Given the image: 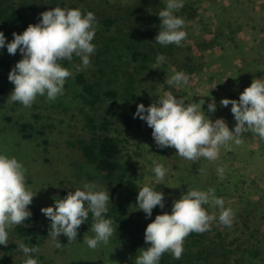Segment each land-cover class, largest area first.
Wrapping results in <instances>:
<instances>
[{
	"label": "rangeland",
	"instance_id": "1",
	"mask_svg": "<svg viewBox=\"0 0 264 264\" xmlns=\"http://www.w3.org/2000/svg\"><path fill=\"white\" fill-rule=\"evenodd\" d=\"M31 5V18L34 23L39 22V8L62 7L63 4H76L82 13L89 7L95 10L96 15L105 13L118 22L114 30L121 39H127V35L133 29L135 17L140 18L143 24L153 28L151 9L160 11L166 6V0H34ZM149 5L144 7L145 4ZM34 5H37L33 9ZM143 7L146 14L138 12ZM133 14L134 16H130ZM129 13V14H127ZM158 14V12H157ZM175 15L184 19L183 29L186 37L178 45L176 66L171 67V72L181 71L183 66L185 73L189 74L187 86H170L167 83L158 82L156 77L141 73L138 76L136 90L128 102H121L125 111H135L137 103H143L146 107L162 96L165 92H171L178 98H183L185 103L199 102L202 110L210 119L224 118L231 129L235 124L230 112L231 105L222 106V98L237 99L239 93L248 86L252 79H264V0H184V5ZM143 19V20H142ZM95 26H102L95 17ZM147 26V25H146ZM6 30L0 26V31ZM138 30L139 29L138 27ZM159 30L154 32V36ZM6 43L10 41L12 33L9 32ZM154 41L153 39L151 40ZM119 43V42H118ZM122 44L116 45L119 51ZM0 56L6 58L11 66L22 58L19 50L15 54H9L5 48H0ZM113 52L111 56L101 63L107 68V77L116 80L118 88L121 80L125 79L123 68ZM168 65L175 62L173 59L165 60ZM164 62V67L167 63ZM79 60L62 61V66L71 71V76L66 78L64 92L54 101H48L45 96L38 95L30 107L23 106L19 102L8 100L13 89L12 83H5V95L0 103V153L14 156L22 162L25 168L26 185L33 191H37L32 202L27 207H42L53 204V198L60 197L64 191H74L84 183H95L103 186L101 176H98L92 167L81 160L78 151L71 148L68 142H74L78 135L83 134L84 114L103 115L109 105V101L103 103L97 111L84 106L79 97V88L75 85V74L78 72L75 65ZM181 63V64H180ZM179 64V65H178ZM185 64H189L185 65ZM178 65V66H177ZM185 65V66H184ZM110 70V71H109ZM112 70V71H111ZM109 71V72H108ZM172 74V73H171ZM167 79V78H165ZM163 80V79H161ZM160 80V81H161ZM4 83V82H2ZM138 94V95H137ZM121 100V99H120ZM216 105L215 111H207V103ZM134 108V110H132ZM38 115L39 118H35ZM116 117L119 118V112ZM31 122L34 127L43 130L45 135H36L33 139H25L20 133L19 124ZM139 117L135 118V136L127 137L121 121L113 128L111 135H120L124 143V153L121 163L127 157L133 156L137 165L140 179L137 181L139 188L144 184H154L152 161L161 162L168 168V172L162 182L154 184L155 190L164 193V208L155 206L150 217L145 216L142 210L137 209L136 194H132L116 181L118 200L129 204L130 214L133 219L145 220L147 223L155 218V215L171 211L172 202L188 189L207 190L214 189L217 197H222L225 207L234 212L231 226H225L214 219L215 229L222 234L228 242L236 245L252 244L263 239L264 233V140L251 131L242 135V142L230 147H221L215 160L199 157L195 162L184 159L175 154L174 147L159 149L155 146L151 136V130ZM137 125L140 127L138 128ZM223 168V174H217V168ZM138 188V189H139ZM207 212L218 217L219 210L215 205H204ZM256 217L261 220V232L251 237L253 227H258L252 220L250 228L243 225V220ZM29 217L25 223H29ZM15 226L9 229V243H14L12 236ZM94 233L91 226L82 223L77 231V239L71 242L63 234L57 238L48 236L41 239L32 253L38 264L44 262L50 264H132L133 258L129 251L124 253L118 249L114 240V229L107 245L100 244L96 248H89L83 237H91ZM16 241V240H15ZM6 246L0 245V264L8 257V264H23L25 255L17 247L7 253ZM18 246V245H17Z\"/></svg>",
	"mask_w": 264,
	"mask_h": 264
},
{
	"label": "clouds",
	"instance_id": "2",
	"mask_svg": "<svg viewBox=\"0 0 264 264\" xmlns=\"http://www.w3.org/2000/svg\"><path fill=\"white\" fill-rule=\"evenodd\" d=\"M184 0H166V6L157 16L160 19L159 31L154 41L160 45H180L186 37L183 29L184 19L175 15L182 8ZM39 22L28 24L20 33H12V39L6 43L3 31H0V48L9 54L19 50L22 58L9 70L7 79L14 85L8 100L30 107L38 95L54 101L64 92L66 78L71 71L62 66V61H71L79 57L75 65L77 71L90 65V55L95 51L91 42L95 33V16L91 11L80 8L52 7L39 13ZM166 57L157 53L155 63L162 64ZM170 86H187L189 74L173 71L165 80ZM138 95V94H137ZM199 102L185 103L183 98L165 92L147 107L137 103L133 118L139 117L151 128V136L157 148L174 147L177 155L195 162L199 157L215 160L220 148L230 147L229 142L240 144L242 135L251 131L264 140V79H252L251 83L239 93V98H222L220 104L230 107L235 124L230 129L224 118L210 119L202 110ZM215 103H207V111L214 112ZM25 168L14 156L0 153V245L9 243V229L15 225H25L26 218L32 215L27 207L37 191L26 185ZM154 184L162 182L168 168L161 162L152 161ZM217 174H223V168H217ZM153 185L144 184L137 191V209L152 215L155 206L164 208V193L155 190ZM68 191L63 197H54L53 204L42 207L40 211L49 219L48 236L57 238L63 234L71 242L77 239L79 226L87 221L89 211L93 223L91 237H83L89 248L100 244L107 245L113 233L112 221L103 214L108 212L109 192L95 183H84L81 187ZM86 204V207H85ZM215 205L218 217L206 211L204 205ZM217 219L225 226H231L234 212L225 207L222 197H217L214 189H188L185 194L173 200L171 211L155 215L144 229L146 248L139 249L134 264H158L161 255L171 253L179 259L183 253V240L190 232H204ZM25 255L23 264H38L32 256L38 249L23 241L18 243Z\"/></svg>",
	"mask_w": 264,
	"mask_h": 264
},
{
	"label": "trees",
	"instance_id": "3",
	"mask_svg": "<svg viewBox=\"0 0 264 264\" xmlns=\"http://www.w3.org/2000/svg\"><path fill=\"white\" fill-rule=\"evenodd\" d=\"M33 4H35L34 0H0V26L6 28L3 31L5 36L9 32L20 34L28 24H35L31 18L30 9ZM36 7L37 5H34L33 9ZM144 7L149 8V5L146 3ZM51 8L52 6L44 9L37 7L40 13ZM62 8L79 7L76 4H63ZM86 11L93 12L102 26H95L94 37L91 41L95 45V51L90 55V65L76 72L75 85L79 88L78 94L82 103L90 110L97 111V108L106 101H109V105L103 115L98 116L96 113L92 114V112L85 113L83 134L78 135L74 142L69 141L68 144L78 151L81 160L92 167L98 176H101L102 188L109 192L110 198L108 212L103 215L112 221L114 240L118 244L119 251L124 253L129 251V255L133 258L132 264H134L135 257L139 255V249L148 247L143 239L144 229L148 223L145 220L132 218L129 204H124L118 200L115 188L116 181H119L124 189L136 194L139 188L137 181L140 179L133 156L127 154L123 163L120 159L124 156V143L127 141L122 140L120 135L126 132L127 137L134 138L136 134L135 118H133L131 112L125 111L126 109H124L121 102H128L133 96L138 82L137 78L141 73H146L149 77L153 75L156 77L157 75L156 80L165 83V78H168L172 73V65L176 66V62H178L176 57L179 53V46L171 43L160 45L155 41H151L154 40V32L156 33V30H159L160 27V19L157 16L159 11H156L155 6L151 9L154 15L152 18L153 28L148 24H143L140 18L135 17L133 29L129 34H126V40L121 39L118 32L114 30V26L118 22L117 16L114 18L103 12L96 15L95 10L91 7L84 12ZM138 12L140 15L147 13L143 10V7L139 8ZM130 16L134 15L130 12ZM138 27L141 30H138ZM118 42L122 44L119 51L115 50L116 45L119 44ZM113 52L116 54L117 59L121 60L119 62L123 68L121 71H124L123 76L125 75V79L121 80L118 88L116 87V80L107 77V68L101 64ZM157 53H162L166 60L173 59L175 62L168 65L164 61L167 63V67H164V62L157 65L155 63ZM72 59L79 60V57L74 55ZM185 65L189 66V64ZM179 67L181 70L184 69L183 66ZM11 68L9 61L0 56V103L5 95V83H11L7 79ZM117 112H119V118L116 117ZM35 118L38 119L39 116L35 115ZM117 119L121 121L124 132L117 136L111 135V131L117 132V129L113 128L117 123ZM144 123L146 124V122ZM137 127L139 128L140 125H137ZM148 128L151 130L149 126ZM19 129L25 139H33L38 134L45 135L43 130L36 129L31 122L20 123ZM66 194V191L62 192L60 197ZM30 211L32 215L29 217V223H25L26 227L15 225L11 236H15L14 243L6 246L7 253L11 254V251L16 249L21 241L30 247H36L48 233L49 219L37 207H32ZM250 216L251 214L246 215L243 225L248 229L251 226V221L254 220L253 222L258 227H253L254 232L250 235L255 240V234L261 232L262 222L256 217ZM85 222L88 226L93 223L90 211ZM183 249L179 259H174L169 252L163 253L158 264H264V233L263 239L252 244L236 245L225 240L211 222L210 228L204 232H190L183 240ZM9 261L10 259L6 257L1 263L8 264ZM43 264L50 263L44 262Z\"/></svg>",
	"mask_w": 264,
	"mask_h": 264
},
{
	"label": "crops",
	"instance_id": "4",
	"mask_svg": "<svg viewBox=\"0 0 264 264\" xmlns=\"http://www.w3.org/2000/svg\"><path fill=\"white\" fill-rule=\"evenodd\" d=\"M240 1H242V0H240Z\"/></svg>",
	"mask_w": 264,
	"mask_h": 264
}]
</instances>
